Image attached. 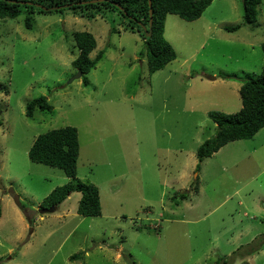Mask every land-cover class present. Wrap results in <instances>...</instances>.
<instances>
[{
  "label": "rangeland",
  "instance_id": "obj_1",
  "mask_svg": "<svg viewBox=\"0 0 264 264\" xmlns=\"http://www.w3.org/2000/svg\"><path fill=\"white\" fill-rule=\"evenodd\" d=\"M243 12L242 0H213L195 21L168 14L177 58L152 74L119 14H36L30 30L25 13L0 20V264H264V128L197 158L218 131L209 113L239 112L264 67V0L255 24ZM78 31L96 38L92 59L105 50L87 86L70 83ZM41 96L53 111L27 117ZM67 126L80 141L74 178L29 158L38 136ZM79 181L99 188L101 216L78 214V192L40 213Z\"/></svg>",
  "mask_w": 264,
  "mask_h": 264
},
{
  "label": "trees",
  "instance_id": "obj_2",
  "mask_svg": "<svg viewBox=\"0 0 264 264\" xmlns=\"http://www.w3.org/2000/svg\"><path fill=\"white\" fill-rule=\"evenodd\" d=\"M32 2L47 8L62 7L61 10L44 11L36 5L14 3ZM92 0H0V20L15 19L25 13V25L27 29L33 28V20L36 14L64 13L65 10H73L80 16L95 17L98 14H119L123 22L118 24L125 30L139 34L146 48V58L149 72L156 73L163 70L168 64L176 60L177 55L171 44L164 37L165 21L168 14H174L186 21H195L201 18L204 11L211 5L213 0H152L153 24L150 27L149 0H107L96 4L79 5L80 2ZM243 23L255 24L258 20L259 6L262 0H242ZM116 4L122 7L119 9ZM65 5L71 7L64 8ZM80 10V11H79ZM151 30L152 35L148 36ZM241 25L226 27L230 32L237 31ZM115 27L111 32H116ZM73 38L79 54L72 65L78 72L83 74V84L87 86L89 80L86 75L96 68L103 59L105 50L99 51L94 59L90 54L97 48V40L92 33L78 31L73 33ZM143 55V53H142ZM242 108L233 115L222 112H210V119L217 124L218 131L214 138L205 141L197 151V158L201 163L205 158L217 153L229 142L237 140H250L264 128V67L261 74L244 82L240 89ZM36 110L52 112L53 106L47 97L41 96L31 100L26 106V116L34 117ZM80 154V141L78 130L67 126L54 129L38 136L29 151L31 161L47 166L59 168L69 178L77 175V165ZM200 170V165L197 166ZM74 192L81 193L78 206V214L86 217L101 216L102 205L99 188L93 183L82 181L76 184H67L56 188L46 199L45 204L59 207ZM182 195L180 199H186ZM176 200V199H175ZM177 201V200H176ZM178 202V201H177ZM2 210L0 208V218ZM78 258L77 255L72 259ZM221 261V260H220ZM218 261V264H220ZM224 264L226 261L224 260Z\"/></svg>",
  "mask_w": 264,
  "mask_h": 264
},
{
  "label": "water",
  "instance_id": "obj_3",
  "mask_svg": "<svg viewBox=\"0 0 264 264\" xmlns=\"http://www.w3.org/2000/svg\"><path fill=\"white\" fill-rule=\"evenodd\" d=\"M107 0H92V1H84V2H80L79 5H87V4H96V3H101V2H105ZM11 2H14V3H21V4H29V5H36L37 7H39L40 9L44 10V11H54V10H61L62 7H58V8H47V7H43L42 5H39V4H35V3H32V2H17V1H11ZM149 5H150V27L152 26L153 24V10H152V0H149ZM116 6L122 10V7L119 5V4H116ZM68 7H71V5H65L64 8H68ZM144 30L145 31H148L147 28L145 26H143ZM148 36H151L152 35V32L151 30L148 31ZM83 77V74L81 72H78L77 75H75L71 80H70V83H72L73 81L77 80V79H81ZM210 80H215V78L213 77H209ZM12 197L14 198V201L15 203L21 207V203H20V199H19V196H17L16 194H12ZM56 211V207H53L51 208L50 210H47V209H40V213L41 214H47V213H52V212H55Z\"/></svg>",
  "mask_w": 264,
  "mask_h": 264
}]
</instances>
